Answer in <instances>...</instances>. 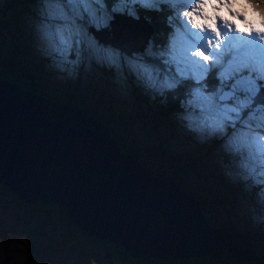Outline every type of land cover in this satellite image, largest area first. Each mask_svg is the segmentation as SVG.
Listing matches in <instances>:
<instances>
[{"label": "water", "instance_id": "water-1", "mask_svg": "<svg viewBox=\"0 0 264 264\" xmlns=\"http://www.w3.org/2000/svg\"><path fill=\"white\" fill-rule=\"evenodd\" d=\"M102 29L105 35L91 33L127 53L142 50L151 32L149 25L133 44L136 35L128 29L122 36L111 26ZM17 85L0 80V183L22 200L64 206L87 235L118 242L133 257H219L228 248L239 259L264 258L252 246L236 245L229 230L210 226L197 199L175 179L154 175L119 152L106 123Z\"/></svg>", "mask_w": 264, "mask_h": 264}, {"label": "trees", "instance_id": "trees-1", "mask_svg": "<svg viewBox=\"0 0 264 264\" xmlns=\"http://www.w3.org/2000/svg\"><path fill=\"white\" fill-rule=\"evenodd\" d=\"M112 1L115 0H104V3L106 2V6L111 7ZM12 4L11 0H7L3 6L10 7ZM132 6L146 19L147 24L150 25L151 32L147 42L150 38L152 52H158L162 47L167 45L166 34L173 31L168 22V17L170 15L175 16V6H184L166 3H161L157 6L144 4ZM116 12L127 15L123 10H117ZM89 27L94 29L102 28L101 26L93 27L92 25H89ZM138 30L144 31L143 28H139ZM156 41H158V45L157 49L154 50V43ZM147 51L144 50L141 53L142 56L149 61L150 65H153L162 79L169 69L163 67V59L159 56L147 54ZM28 52L30 51L23 42L4 49L0 41V80L12 81L23 90L34 91L51 101L64 102L80 107L99 121L106 123L109 130L108 135L115 141L119 152L130 154L141 167L154 175L162 173L168 178L175 179L178 186H182L184 191L194 195L197 199L200 213L210 226L229 230L236 245L252 246L264 255V224L257 223L255 226L252 225L253 227L251 228L248 227L247 225L249 224L245 223L246 220L241 218L239 204L230 191L224 187H219V182L215 180L204 183L201 179L212 177L211 172L198 171V168L193 166L196 164L195 158L187 156L188 161L185 163L178 161L180 159L178 151L170 143L171 138L177 139L176 135L185 139L191 134L187 127L186 119L182 115L188 106L191 107L188 103L189 92L191 88L197 85V81L192 76L181 78L182 82L177 84L175 88L167 89L161 93L151 88L127 64L126 66L129 68L126 75H119L113 72L111 67L109 68L110 76L113 77L114 82L110 80V82L97 83V86L89 89L80 85V87L77 85L71 86L69 85L71 79L65 77L64 85H58L57 88L52 90L51 86H47V81L45 80L47 71L43 69L44 57L41 55L33 56L32 52H30L29 58L27 56ZM44 55L47 57V53H44ZM39 58L42 59L40 63ZM34 59H36V62ZM171 70L175 72L174 63L171 65ZM16 71L20 73L18 77L7 78L9 73ZM216 71L210 70L205 77V81L200 83H206L208 89H212L215 85H218L217 78L215 80L212 79L213 73ZM260 83L264 85L262 82ZM261 97L264 98V87L261 88ZM158 127L166 129L162 135L163 138H167L168 142L164 143L163 138H161L158 141H148V146H146V141L142 135L146 136V133H149L150 130L154 133L155 130L153 128ZM177 130L182 133H178ZM182 143H184L183 140ZM217 143L220 147V136ZM213 146L209 145L206 150ZM221 149L223 151L218 153V155H221L222 160L225 158V162H227V159L231 157L230 151H225L224 148ZM204 155V153L199 155L197 160L204 157ZM245 156L246 160L249 161L248 155ZM237 157L240 162L242 160L240 159V153H237ZM0 186L11 199L12 203L9 207H18L31 221L27 227L30 233H36L41 238L44 236V232L48 234L50 228L58 224H66L70 227L67 231L68 234L71 230L77 229L87 235L83 229L70 221L64 206L54 201L41 202L33 200L27 202L22 200L19 195L15 194L5 184L0 183ZM252 188L256 191L257 185H254ZM237 204L238 208H235ZM218 208L223 209L224 212L228 211L233 218H236L237 222L234 221L236 224L231 223V220L229 221L224 217L222 219L219 216L221 212L218 211ZM258 213H260V216L264 220V209H258ZM96 240L104 247L103 253L107 261L106 264H264V258L261 260L236 258L228 248L221 249L219 257H214L210 254H182L176 257L170 253H165L164 257L160 259L153 257L139 258L128 255L118 242L110 239ZM0 259V264H6L3 257H0Z\"/></svg>", "mask_w": 264, "mask_h": 264}, {"label": "snow or ice", "instance_id": "snow-or-ice-1", "mask_svg": "<svg viewBox=\"0 0 264 264\" xmlns=\"http://www.w3.org/2000/svg\"><path fill=\"white\" fill-rule=\"evenodd\" d=\"M237 2L239 0H232L233 4ZM246 2L253 3V0ZM93 3L102 4V0H42L43 17L39 30L46 52L59 64L74 65L81 57L80 43L83 37L77 21L82 12L84 19L81 22L84 24L90 22L100 27L106 23V14L101 12L97 15L91 7ZM161 3L181 6L191 4V10L183 13L176 11L175 16L168 17L174 31L170 33L166 46L153 53L149 43V54L163 59V67L169 71L161 79L153 65L140 62L141 57L129 59V67L151 88L161 93L175 88L182 82L181 78L192 76L198 80L194 88L198 90L195 98L188 101L194 107L189 108L184 117L189 127L220 135L226 140V149L239 153L253 139L249 121L258 118L260 126L264 127V98L261 97L264 85L260 83L264 81V43H261L264 41V26L241 29L235 20L218 14L215 26H210L205 10L211 3L216 12V0H196L195 4L191 0H118L115 10L126 9L129 14L135 15L131 5L157 6ZM222 6L230 8L231 4L224 0ZM65 7L69 8L70 13L65 12ZM244 15L237 13V16ZM253 32L258 36H253ZM89 44L91 55L96 59L119 65L118 53L97 47L92 41ZM73 45L76 59L70 60ZM173 63L175 72L171 70ZM210 70H217L213 73V80L219 78L218 86L212 89H208L206 83H200L205 81ZM202 89L210 94L206 95ZM245 127L247 131L242 130ZM239 171L243 176L256 178L255 168L247 160L240 161ZM256 182L264 184V167L260 169ZM260 198L264 204V189L260 192Z\"/></svg>", "mask_w": 264, "mask_h": 264}, {"label": "rangeland", "instance_id": "rangeland-1", "mask_svg": "<svg viewBox=\"0 0 264 264\" xmlns=\"http://www.w3.org/2000/svg\"><path fill=\"white\" fill-rule=\"evenodd\" d=\"M5 1L7 0H0V26L2 27V30H0V41L2 42L3 48L6 49L8 46L11 47L14 44L23 42L27 45L33 56H43L45 61L43 69L47 71V74H45V80L47 81V86H51L52 90L57 88L58 85H64L65 77H69L72 80L69 81V85H80L89 89L97 86V83H103L105 81L110 82V80L114 82L113 77L110 76L111 73L109 68L111 67L112 71L119 75H126L129 68L126 65L128 64V60L133 57H141L142 60L140 62L150 64L141 54L144 50L147 51L149 49L150 38L149 41L145 43L142 50L131 53L121 51L114 46L115 44L113 45L109 41H102L106 40L104 38H102L101 41L94 38L88 27L89 25H92L93 27L97 26L90 22L87 24L82 23L81 21L84 19V14L82 12L80 20L77 21L81 30V36L83 37L80 43L81 57L74 65L68 63L61 65L53 56L46 52L42 35L39 30L43 17L42 0H11L13 4L10 7L3 6ZM195 2L196 0H191L192 4H195ZM105 3L104 0H102V4L93 3L91 5V7L95 9L97 15H100L101 12H103L107 16L106 23L101 26L102 28H107L108 25L109 27L114 25L115 28H120L121 31L126 28H129L131 32L132 28L138 31L137 26H134L135 21L129 20L128 18H125V21L123 18L119 17H117L115 21L112 19L113 12L117 11L115 9L118 7V0L112 1L111 7L106 6ZM130 7L133 6L131 5ZM81 8L83 9V5ZM122 10L131 19H139V23L145 31H142L138 35V41L140 42L141 37L145 36L149 30L145 23L146 20L145 22L140 20L144 17L140 15L137 10H135V15L129 14L126 9ZM174 10L175 13L176 11H179L180 13L189 11L191 10V4L184 7L175 6ZM245 11L250 17L252 16L251 9L246 8ZM65 12L70 13L68 7H65ZM2 21H9V29L6 28L5 22L2 25ZM170 26L174 31L173 26L171 24ZM102 28L100 29L103 30ZM173 31H171V33ZM101 32L103 35L106 33L105 30ZM115 32L118 33L119 30ZM120 35L122 36L123 34L120 33ZM166 35L168 44L170 33L168 32ZM253 36H258V34L253 32ZM136 38L137 36L134 40ZM120 39L122 40V38ZM89 41L94 42L97 47L111 49L118 53L120 57L119 65L117 66L116 64H111L107 61L98 60L92 56ZM261 43H264V41H261ZM154 44V50H156L158 41ZM136 46L134 45L135 49L139 48L141 45L139 44V46ZM30 52L27 54L29 58ZM44 53H47V57ZM148 53L149 52L147 51V54ZM69 59H76L75 45H73V49L69 54ZM38 60L39 63L42 61L40 58ZM34 61L36 62V59H34ZM18 74L20 75L18 71L9 73L7 78L11 79L14 76L18 77ZM19 78H21V76H19ZM104 78L106 79L103 80ZM217 80L219 83L218 77ZM229 82H231V80H229ZM261 82L264 84V81ZM194 88H191L189 92V100H194ZM202 91H204L206 95L210 94L207 90L202 89ZM225 91H227V89H225ZM241 99H243V97H241ZM190 106L191 107L188 106L183 111L184 114L182 116L185 117L189 108L194 107V105ZM196 111L199 112V109L197 108ZM186 123L191 134L185 139H182L175 134L177 139H170V143L178 151L180 157L178 161L185 163L188 161L187 156L195 158L196 164L193 166L198 168V171L200 172L210 171L212 175V177H205L201 180L204 183L215 180L219 182H217L220 185L219 187L228 189L236 198V202L239 204L241 211V218L246 220L245 223L249 224L247 225L248 227L251 228L257 223L264 224L263 218L260 216V213H258V209H264V204L261 203L260 198V192L264 189V184L256 182V178H259L260 169L264 167V127L260 126L258 118L249 121V125L252 129L251 136L253 139L239 152L240 159L246 160L245 155L249 156H247L249 159L248 162L255 168L256 178L240 174V162L238 161L239 158L237 157V152L230 151L229 153L231 157L227 159V162H225V158L223 160L221 159V155H218V153L223 151L221 148H224L225 151H229L225 148V138L212 133H203L195 128L189 127L187 120ZM153 129L155 130L154 133L150 130L149 133H146V136L142 135L143 139L146 141V146H148V141L161 140V138H163L162 134L166 130L164 127ZM242 130L247 131L248 129L245 127ZM228 131H231L230 127ZM177 132L182 133L179 130H177ZM194 132H196V134H194ZM219 136L221 148L217 145ZM182 140L184 143H182ZM163 142L167 143V138H163ZM209 145L214 146L206 150ZM203 153L205 154L204 157L197 160V157ZM254 185H257L256 191L252 188ZM11 203L8 194L3 191L0 186V257H3L6 264H106L107 261L103 253V247L92 236L81 233L77 229L71 230L68 234L67 231L70 227L66 224H58L50 228L48 234L44 232V236L40 238L36 233L32 234L28 231L27 227L30 225L31 221L18 207L13 206L10 208L9 206ZM238 204L235 208H238ZM218 211L221 212L219 216L222 219L224 217L229 221L231 220V223H234V221L237 222V219L233 218L228 211L224 212L221 208H218ZM31 225L33 226L32 223Z\"/></svg>", "mask_w": 264, "mask_h": 264}, {"label": "clouds", "instance_id": "clouds-1", "mask_svg": "<svg viewBox=\"0 0 264 264\" xmlns=\"http://www.w3.org/2000/svg\"><path fill=\"white\" fill-rule=\"evenodd\" d=\"M231 7L222 6L224 0H216V12L213 11V4H209L205 10L207 13V23L210 26H215L216 15L223 16L227 19L235 20L236 24L241 28L246 27H262L264 26V0H253V3H247L246 0H239L237 3H232V0H227ZM255 5V6H253ZM251 9L252 16L245 11V9ZM183 13V12H182ZM237 13L245 14L244 16H237ZM242 17V18H241ZM215 59V58H213ZM197 82H199L197 80ZM194 90V98L196 92Z\"/></svg>", "mask_w": 264, "mask_h": 264}, {"label": "bare ground", "instance_id": "bare-ground-1", "mask_svg": "<svg viewBox=\"0 0 264 264\" xmlns=\"http://www.w3.org/2000/svg\"><path fill=\"white\" fill-rule=\"evenodd\" d=\"M117 17H119V18H123L124 20H125V18H128L129 20H132V21H135V25L134 26H137V28L139 29H141V28H143L142 26H141V24L139 23V19H131L130 17H128L127 15H124V14H119V13H113V20L115 21L116 19H117ZM140 20H143L144 22H145V18H141ZM126 21V20H125ZM111 22H112V20H111ZM146 24H147V21L145 22ZM123 26H125V25H123ZM147 26H148V28H149V25L147 24ZM126 29H128V30H130L129 28H126ZM90 30H91V32H97L98 34H102V32L101 31H104L105 29H103V30H98V31H96V30H94V28H90ZM112 30L115 32V31H117V30H119V28H115L114 27V25H112ZM119 32L120 33H122L123 34V30L121 31V29L119 30ZM132 32L135 34H140L141 32H142V30H135V29H133L132 28ZM150 32V31H149ZM135 34V35H136ZM138 34V35H139ZM132 42L133 43H135V44H138L139 43V41H138V36H137V38L134 40H132ZM134 47V46H133ZM18 87H19V89L20 90H22V91H24L19 85H17Z\"/></svg>", "mask_w": 264, "mask_h": 264}, {"label": "flooded vegetation", "instance_id": "flooded-vegetation-1", "mask_svg": "<svg viewBox=\"0 0 264 264\" xmlns=\"http://www.w3.org/2000/svg\"><path fill=\"white\" fill-rule=\"evenodd\" d=\"M103 249H104V247H103ZM112 250V249H111ZM107 252H108V250H107Z\"/></svg>", "mask_w": 264, "mask_h": 264}]
</instances>
